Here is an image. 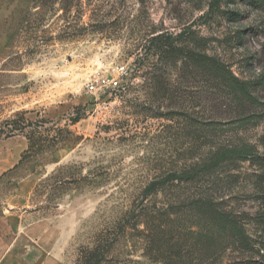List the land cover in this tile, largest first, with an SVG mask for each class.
<instances>
[{"label":"rangeland","instance_id":"rangeland-1","mask_svg":"<svg viewBox=\"0 0 264 264\" xmlns=\"http://www.w3.org/2000/svg\"><path fill=\"white\" fill-rule=\"evenodd\" d=\"M151 32L185 34L181 46L223 64L250 98L184 61L146 80ZM20 121L0 138V230L15 234L5 207L22 195V264H76L148 183L242 146L257 158L225 164L211 192L249 237L228 262L264 264V0H0V128ZM143 252L122 242L115 254L156 264Z\"/></svg>","mask_w":264,"mask_h":264},{"label":"trees","instance_id":"trees-1","mask_svg":"<svg viewBox=\"0 0 264 264\" xmlns=\"http://www.w3.org/2000/svg\"><path fill=\"white\" fill-rule=\"evenodd\" d=\"M43 6L38 7L41 10ZM70 8V5L66 7V12ZM185 36L156 32L147 36L142 44L146 57L138 60L144 61L140 67L145 69V76H153L146 77V80L159 81V65H177L179 61H184L235 83L244 97L250 98L239 79L223 64L181 46L180 41L186 39ZM154 58L158 59L157 65L153 62ZM20 122L19 126L14 123V127L11 126L13 123L7 122L8 128H0V138L22 131ZM255 158L247 146L221 148L206 159L170 170L151 181L130 209L100 230L91 244L80 248L76 264H118L120 258L115 252L122 242L132 243V246L141 243L143 255L156 264H256L250 260L228 262V254L233 249L244 252L250 248L249 237L242 214L211 192L220 185L214 177L225 164ZM174 188L182 189L183 193L166 200H155L159 194Z\"/></svg>","mask_w":264,"mask_h":264},{"label":"crops","instance_id":"crops-1","mask_svg":"<svg viewBox=\"0 0 264 264\" xmlns=\"http://www.w3.org/2000/svg\"><path fill=\"white\" fill-rule=\"evenodd\" d=\"M10 209L9 224L15 232L13 236H5L0 230V264H22V224L20 225L18 212L22 208V195H17L7 200Z\"/></svg>","mask_w":264,"mask_h":264}]
</instances>
